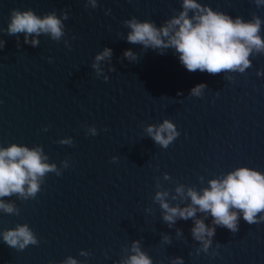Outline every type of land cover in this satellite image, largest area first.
<instances>
[{"label":"water","instance_id":"obj_1","mask_svg":"<svg viewBox=\"0 0 264 264\" xmlns=\"http://www.w3.org/2000/svg\"><path fill=\"white\" fill-rule=\"evenodd\" d=\"M196 2L232 19L259 18L264 40V3ZM182 3L97 0L93 9L88 0H0V148L40 147L44 162L60 174L46 173L35 198H0L19 213L0 210V264H64L68 257L78 264H122L136 241L153 264L176 258L264 264V221L249 225L240 213L239 231L232 233L198 211L195 218L216 227V234L208 253L197 254L202 245L191 235L194 221L177 219L169 228L155 201L157 192H167L170 207L183 208L191 204L189 188L202 194L211 180L240 168L264 175V53L253 51L243 73L210 75L187 71L174 48L160 55L127 41L131 29L124 21L135 17L161 27L178 16ZM13 10L41 18L67 12L65 35L59 41L29 36L36 46L25 43L23 33L8 35ZM105 48L111 57L93 68ZM199 84L206 85L201 96H191ZM165 119L179 133L167 149L146 132ZM181 186L184 197L176 193ZM17 225H27L38 245L23 251L7 246L3 233Z\"/></svg>","mask_w":264,"mask_h":264},{"label":"clouds","instance_id":"obj_2","mask_svg":"<svg viewBox=\"0 0 264 264\" xmlns=\"http://www.w3.org/2000/svg\"><path fill=\"white\" fill-rule=\"evenodd\" d=\"M259 6L264 0H254ZM93 9L97 7V0H88ZM87 7V5H86ZM183 10L178 16L166 20L161 27L154 22H141L135 17L124 21L131 31L127 41L131 44L143 45L145 49H159L163 55L165 49L174 48L179 54V61L189 72L199 71L210 75L222 72H240L251 66L249 59L253 51L264 53V40L261 39V20L253 17L251 22H244L240 17L232 19L222 12L213 11L210 7H202L196 0H183ZM193 15L189 17V13ZM68 19L65 12L58 18L55 12L46 14L43 18L32 10H13L7 26L8 35L25 34V43L36 46L39 41L29 36L50 34L54 41H59L65 35L62 20ZM3 42L0 41V47ZM112 52L105 48L97 55L93 68L98 69L100 61L110 58ZM129 59H136L131 51L124 53ZM99 74V73H98ZM107 79V78H106ZM205 84L192 88L190 95L199 97ZM107 131V129H104ZM147 134L162 148L168 146L177 138L179 133L176 126L165 119L159 126L152 125L146 128ZM95 136V128L91 129ZM68 144L70 141H61ZM42 149H29L26 146L12 144L7 148H0V198L18 194L20 198H35L40 191L41 183L46 173L56 172L55 164L44 161ZM114 159V158H113ZM67 167V165H65ZM56 175L60 174L56 172ZM165 179H168L165 176ZM176 193L184 197V188L177 187ZM167 192H157L155 201L163 210L162 219L171 228L177 219L194 221L191 235L202 247L199 252L208 253L212 245V237L216 234V227H208L201 219H196L197 212L208 213L212 217L213 225L228 229L232 233L239 231V214L249 224L264 221V216L257 219L258 214L264 213V175L248 168H240L229 173L222 180H211L209 187L198 193L192 188L186 192L191 204L187 207H170L166 202ZM173 200L176 197H172ZM0 210L8 214H19L12 204H5L0 200ZM177 235H182L177 230ZM3 241L10 248L23 251L29 245H38L36 236L27 225H17L14 230L3 233ZM163 243L170 244V237L163 236ZM131 255L122 261V264H153L152 258L141 251L140 242H133ZM84 255V253H81ZM64 264H78L77 260L68 257ZM171 264H184L180 258L171 261Z\"/></svg>","mask_w":264,"mask_h":264}]
</instances>
